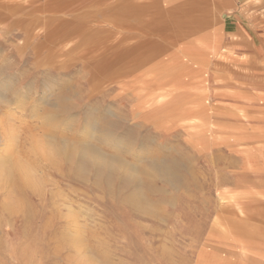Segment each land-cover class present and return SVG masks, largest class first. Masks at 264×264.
<instances>
[{"label":"rangeland","instance_id":"374dc122","mask_svg":"<svg viewBox=\"0 0 264 264\" xmlns=\"http://www.w3.org/2000/svg\"><path fill=\"white\" fill-rule=\"evenodd\" d=\"M169 4L0 0V117L20 134L14 176L0 180V264H263L264 59L253 42L240 64L186 50L189 20ZM55 104L68 108L51 122ZM48 136L186 168L179 184L154 180L147 211L124 174L109 185L58 155L53 164ZM18 161L40 188L23 183Z\"/></svg>","mask_w":264,"mask_h":264},{"label":"bare ground","instance_id":"6f19581e","mask_svg":"<svg viewBox=\"0 0 264 264\" xmlns=\"http://www.w3.org/2000/svg\"><path fill=\"white\" fill-rule=\"evenodd\" d=\"M53 98H54V96H53ZM60 98L63 99L64 96H62ZM55 99H56V97H55ZM63 101H65V100H63ZM63 103H65L64 105H66L67 102H63ZM64 105L63 104L62 105L55 104V105H53L52 108H49L47 111H44L45 112L44 114L47 117H49L48 120H50L51 122H55L56 121V118H58L57 117L58 113L63 110V107L64 108L67 107V106H64ZM61 108H62V110H61ZM41 114H42V112H41ZM7 119L8 118H6L4 116H1L0 117V127H1L0 128V142H1L2 148L4 146V148H3L4 151H6V153H3L4 156H2V162L3 163L5 162V164H3L2 167H0L1 168L0 169V180L3 181V182L4 181L5 182H9L8 179H9V177H11V175L9 174V171H10V165H9V163L11 161L10 157L13 156L12 154L15 153V152L13 153L12 150L16 151V149L18 148V146L15 147L16 149H14L13 147L15 146L14 142H15V140H17L18 130L19 129L17 130L16 127H15L17 125H12V123L10 124L11 121L9 120L10 121L9 122ZM59 119L61 120V118H59ZM51 122H50L49 125H51ZM58 122L60 123L61 121H58ZM69 125H70V123H69ZM53 126H55V124ZM56 126L58 128V125H56ZM56 126H55V128H56ZM104 126H106V125H104ZM17 128H20V127L18 126ZM99 132L101 133V135H103V137H106L107 140H108V138L110 136H112L111 124H108L106 127H103L102 129L99 130ZM44 135L42 137H44ZM19 136H20V134H19ZM32 137H34V134H33ZM61 137H59V138H61ZM20 138H18V139L21 140ZM44 138H47V137H44ZM54 138H52V137L49 138V136H48V139H45V140H47V142L49 144L47 145V147H45V150H43V151L46 152L45 153V156L47 155V157H48L49 160H51L53 162L54 156L56 158V156L58 155L57 157L63 158L67 162H69L68 163L69 165L70 164L73 165V168L75 170V173H76V175L78 177L85 178V177L89 176L91 173H95V176H96L97 180H100V181L101 180H105L109 185H111L114 182V180L117 178L118 175H120V174L123 175L124 174V178H125V181L127 182V184L128 185H132L134 187L132 193H129V194H131L130 195L131 202L133 204H135L138 208L146 209L147 211L148 210H152V208H153L152 205L149 204L146 194H147V191H151V190H154L156 188V186L154 184V180L156 178H159L160 177V178L169 180V181H171V182H173L175 184H179L182 181V172H183V169L186 168L185 167L186 166L185 162L183 160H181V159H172V158L170 159V158H167V157L165 158L164 157V158H158V159H153V160L151 159V160L147 161L145 164L144 163L143 164L142 163L139 164V163H135V162H131V161L127 160L126 158H124L123 156L119 155L118 153H116V154L108 153L105 150H103L104 148L102 149L100 146H98V144H96L93 141H86L85 143H80L79 142V144H77L74 141L76 143L75 144L74 142H69L67 140H56ZM34 139H36V137H34ZM90 139H92L91 136H90ZM93 140H95V139H93ZM99 140H101V139H99ZM39 141H41V139L40 140L37 139L36 144H35L36 146L34 145L35 146L34 150H36V152L39 151V150L41 151V149H43L42 148L43 146L41 147L42 142H39ZM113 141H114V139H113ZM19 142H21V141H19ZM115 143H116V141H115ZM45 144H46V142H45ZM17 151H18V149H17ZM20 152L18 154H20ZM30 152H32V151H30ZM42 156L43 155H41V159L43 158ZM27 157H28V155H27ZM12 158L15 159L14 157H12ZM20 160H22V158ZM30 160H31V157H30ZM8 161H9V163H8ZM51 161H50V163L52 164ZM54 161L56 162V166L58 165V163L60 164V162H61V161L60 162L56 161V159H54ZM38 162H39V160H38ZM46 162H47V160H46ZM63 162H64V160H63ZM53 164H54V162H53ZM62 164H60V167H61ZM4 165H6L7 170L5 169V166ZM16 165H17L18 171L20 173V177H22L23 183L25 185H29V186H31L33 188L34 187H38L37 185H38V182H40V179L37 178L35 176V174L32 173L31 165L25 164L22 161H18L16 163ZM40 165H44V164H42L40 162ZM13 166H15V165H13ZM37 166H38V164H37ZM49 166H50V164H49ZM14 169H15V167H14ZM14 169H13V173H14ZM66 173H67V171H66ZM76 175H75V177H76ZM41 177H43V176H41ZM11 178H10V180H11ZM47 181H49V180H47ZM0 184L2 185V183H0ZM16 187H18V186H16ZM15 188L13 187V189H15ZM38 188H40V187H38ZM35 191H37V190H35ZM10 194H12V193H10ZM13 195L15 196V193ZM10 196L11 195H9L8 197H10ZM6 200L9 202L8 198ZM7 204H10V203H7L6 202V205ZM6 208L9 209V205H8V207L6 206ZM10 209H12V208L10 207Z\"/></svg>","mask_w":264,"mask_h":264},{"label":"crops","instance_id":"0c3cea01","mask_svg":"<svg viewBox=\"0 0 264 264\" xmlns=\"http://www.w3.org/2000/svg\"><path fill=\"white\" fill-rule=\"evenodd\" d=\"M169 10L184 13V48L240 64L253 53L264 59V0H169ZM252 32L261 34L256 43ZM264 264V253L260 255Z\"/></svg>","mask_w":264,"mask_h":264}]
</instances>
